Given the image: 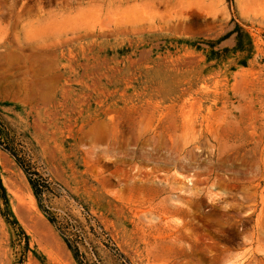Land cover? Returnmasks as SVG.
Masks as SVG:
<instances>
[{"label":"rangeland","instance_id":"rangeland-1","mask_svg":"<svg viewBox=\"0 0 264 264\" xmlns=\"http://www.w3.org/2000/svg\"><path fill=\"white\" fill-rule=\"evenodd\" d=\"M0 264H264V0H0Z\"/></svg>","mask_w":264,"mask_h":264},{"label":"trees","instance_id":"trees-1","mask_svg":"<svg viewBox=\"0 0 264 264\" xmlns=\"http://www.w3.org/2000/svg\"><path fill=\"white\" fill-rule=\"evenodd\" d=\"M0 190H2L5 193V188H4L3 184H2L1 178H0Z\"/></svg>","mask_w":264,"mask_h":264}]
</instances>
